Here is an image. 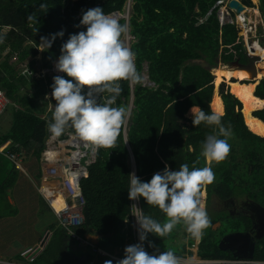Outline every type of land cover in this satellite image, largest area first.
<instances>
[{
	"label": "trees",
	"instance_id": "obj_1",
	"mask_svg": "<svg viewBox=\"0 0 264 264\" xmlns=\"http://www.w3.org/2000/svg\"><path fill=\"white\" fill-rule=\"evenodd\" d=\"M127 1L0 0V35L4 37L0 42V86L12 109L9 131L0 129V145L11 140L10 150L20 152L24 158H40L53 110L46 112V109L49 103L54 106L50 85L56 76L54 73L42 76L40 71L52 67L70 34L84 30L83 26L75 27L83 10L100 6L105 13L124 12ZM219 1L132 0L128 25L125 18H119L133 36L130 48L142 80L134 85L120 82L122 92L117 105L129 109L133 95L131 115L114 148L98 149L95 162L80 179L85 198L84 223L76 229L80 234L98 235V245L106 251L119 244L124 219L131 213L132 200L127 194L129 173L148 181L165 164L174 170L185 163L190 168L206 165L201 155L202 143L218 129L203 123L194 127L186 113L193 106L206 113L213 111L210 104L214 76L194 61L204 60L212 68L218 60L224 65L237 60L248 64L251 55L264 51L260 50L263 46L260 39L255 43L251 40L246 51L243 34L236 24L220 23ZM243 4L254 7L251 0H243ZM258 9L264 18V0H259ZM61 30L64 35L57 37L49 49L44 47L38 59L41 37ZM25 63L27 71L22 73L20 69ZM145 73L152 84H143ZM60 76L71 79L64 73ZM219 92L224 104L222 123L232 131L228 140L231 147L225 160L212 163L215 180L204 189L209 197L213 194L220 198L237 197L245 193L264 205V136L248 128L241 101L224 83L220 84ZM254 94L264 98V76ZM99 99L103 102V95ZM253 116L264 122V108L254 111ZM131 154L135 171L130 164ZM17 173L14 164L0 153V219L16 214L8 193L16 183ZM44 191L50 195L48 188ZM52 202L55 208L58 204L60 207L56 198ZM139 203L146 215L166 222L167 217L158 207L146 204L143 198ZM47 209L50 210L49 206ZM207 214L211 223L200 237L197 255L200 259L224 258L217 247L222 232L212 228L213 223L223 220L224 214L213 211ZM50 227V239L30 264H82L92 257L90 253L79 255L76 246L70 245L72 240L66 231L56 222ZM147 240L152 245L147 247L150 254L171 250L178 257L192 256L189 248L196 244V238L185 231L183 224L164 237L148 234ZM173 240L179 241L177 246L172 245ZM17 259L26 262L21 256ZM255 259L264 261V246L258 248Z\"/></svg>",
	"mask_w": 264,
	"mask_h": 264
},
{
	"label": "clouds",
	"instance_id": "obj_2",
	"mask_svg": "<svg viewBox=\"0 0 264 264\" xmlns=\"http://www.w3.org/2000/svg\"><path fill=\"white\" fill-rule=\"evenodd\" d=\"M127 4L125 11L130 15V3L128 8ZM125 11L120 12V18H125L128 25L129 18L124 17ZM113 13H105L100 6L83 10L79 24L75 27L83 26L84 30L70 34L61 46L54 67L57 72L71 79L56 75L50 85L54 108L47 128L53 138L60 137L66 129L71 128L77 137L97 149L114 148L122 126L128 122V109L117 105L122 92L120 82L138 84L142 76L135 64V53L122 39L129 29ZM244 23L250 27L245 17ZM63 35L61 30L48 37H41V42L49 49L54 40ZM3 39V35H0V42ZM248 45L249 41L246 51H249ZM147 77L144 75L143 80ZM101 95L103 102L99 99ZM190 113L194 127L203 123L218 129L202 143L201 155L206 165L190 168L185 163L174 170L165 164L163 170L155 172L148 181H142L134 173H129L128 199L139 201L143 198L146 204L158 207L167 219L161 223L146 215L135 203L132 204L135 209L132 215L138 225L140 242L126 246L123 258L116 264H179L171 250H157L151 254L147 252L143 242L148 234L164 237L178 224H183L191 237L200 238L210 226L202 189L215 180L212 163L227 158L231 147L228 140L232 131L230 126L225 127L222 123L224 113L219 108L206 113L199 106H193ZM149 246H152L151 243ZM105 264H112V261H106Z\"/></svg>",
	"mask_w": 264,
	"mask_h": 264
},
{
	"label": "built area",
	"instance_id": "obj_3",
	"mask_svg": "<svg viewBox=\"0 0 264 264\" xmlns=\"http://www.w3.org/2000/svg\"><path fill=\"white\" fill-rule=\"evenodd\" d=\"M218 5H223L220 7L218 14L220 23L228 22L231 24H236L237 28H241L243 31V41L251 40V37L253 36H251L252 34L250 35V27L244 23V19L239 21L238 18L234 19L229 16V11L232 10L228 7L227 1L220 0ZM128 7L129 3L127 4V8ZM41 44L43 45V43ZM43 48L44 45L41 49ZM55 62H53L51 68L42 69L40 71V75L43 76L44 73H47L50 70H53L54 74L56 75H61L62 73L57 72L54 67ZM26 71L27 68L24 67L22 73H25ZM9 104L10 100L5 93V90L0 86V118L5 110L9 107ZM8 144L9 142L0 145V153L10 160L16 169L23 171V155L19 152L9 150ZM97 150L98 149L93 145L77 137L70 129H66L63 137L58 138H53L49 132L48 139L46 140V148L41 154V162L46 178L57 183V186L50 187L51 195H47L45 192L44 195L46 201H48L53 213L57 218V226L63 228L70 240L75 241L77 246L86 248L85 252H83L84 254L88 255V253H90L91 255H95L97 257H88L82 264H105L106 261H112V264H116V262L122 259L123 256L106 252L95 243L89 241L88 235L80 234L76 230L84 223L82 209L85 204V198L81 192L79 182L83 176L87 175V167L95 162ZM55 198L62 202V207L55 208L53 206V202L50 200L55 201ZM134 203L141 208L139 201H132V204ZM133 212H135V209L131 207V213L124 219V225L122 229L129 228L132 242L133 244H136L140 241L138 240V225L136 223L135 217L132 215ZM51 235L52 231L47 229L46 233L44 234V242L46 238L49 239ZM143 246L147 251V247L149 246L147 239L143 242ZM42 249L43 244H39L35 247H28L22 250L20 252V256L26 262L20 263L23 264L33 261V259ZM99 258H102L101 262H98ZM177 258L179 264H200L204 262L195 258L194 256L192 257L188 255L183 257L177 256ZM252 263L264 264V261L256 260ZM3 264L5 263L3 262ZM6 264L15 263H11L9 261Z\"/></svg>",
	"mask_w": 264,
	"mask_h": 264
},
{
	"label": "rangeland",
	"instance_id": "obj_4",
	"mask_svg": "<svg viewBox=\"0 0 264 264\" xmlns=\"http://www.w3.org/2000/svg\"><path fill=\"white\" fill-rule=\"evenodd\" d=\"M131 5H132V0L130 1V9H131ZM129 16H130L129 13H127V11H125L124 17H126L128 19ZM123 40L128 46H130L131 41L133 40V37L127 31L123 37ZM42 46L43 45L41 44V46L39 45V47H38V50H39V54L37 55L38 59L40 58V49L42 48ZM260 50H264V46H262V49H260ZM3 54H5V52ZM255 57H257L258 59L264 60V53L262 52L261 54L253 55L252 57L249 58V61H251ZM220 65H222V64H220ZM25 66H26V63L24 65H22L20 71H22ZM47 73L51 74L54 72H53V70H50ZM212 75H213V73H212ZM145 77H146V75H145ZM247 78H249V77H247ZM244 79L246 80V78H244ZM214 81H215V76H214V80H213V87H214L213 96L215 93L220 94L219 86L221 83H224L225 88H229L228 82H226L224 80L218 85V87L215 86ZM247 81L251 82L253 80L248 79ZM247 81H245V82H247ZM147 83H148V80L145 78L143 84H147ZM47 96H49V95H47ZM128 105H129V109H128L129 116H128L127 121L129 120V117H130L131 111H132V107H133V105H131V101L129 102ZM48 108H51V105H48ZM190 109L186 113L187 117H191ZM11 121H12V109L8 107L0 118V129H1V131H4V132L9 131L10 126H11ZM125 132H126V128L124 130V133ZM130 164L132 165V162ZM22 166L26 170L27 175L22 173V172H19V175L24 176V177H27V176L29 177V178H24L25 180L29 179L27 181L29 188L22 186L21 189L19 187V189L16 190L15 192L9 193V194H11L12 198L14 199V203H15L14 208L17 209L18 214L14 219H12L13 223L11 225H8V227H5L0 233V264H3V262L6 264L9 261L11 263L21 264L20 263L21 261H19L14 256V255H16L17 250L20 248H22L24 250V249L28 248L27 246L34 245L36 243L38 237L42 236V238H43L44 234L46 233L45 228H43L44 226L41 223V220H42V217L47 215V206L48 205H47V201H45V199H44V201L42 200L41 194L38 192V186L41 185V178H40L41 176L40 175H41V170H42V164L39 162V160L37 158H35V157L30 158L29 157V158H23ZM48 214H51V218H50L51 220L50 219L48 220V218H47L46 219V220H48L47 223L48 222H55V218L53 217V213L51 212V210L48 211ZM46 231H47V229H46ZM47 239L48 238H46V240L43 244V248L45 246ZM197 241H198V238H196V243H197ZM178 243H179V241L175 242L173 240L172 245L177 246ZM70 245L72 247H75L77 245V243L72 240ZM76 248H77V253L79 255L81 253L85 252V249L82 247H76ZM196 249H197V247L195 244V246L193 247V250H194L193 252H195ZM6 251H9L10 253L15 251V254H6ZM23 264H30V263L28 262V263H23Z\"/></svg>",
	"mask_w": 264,
	"mask_h": 264
},
{
	"label": "flooded vegetation",
	"instance_id": "obj_5",
	"mask_svg": "<svg viewBox=\"0 0 264 264\" xmlns=\"http://www.w3.org/2000/svg\"><path fill=\"white\" fill-rule=\"evenodd\" d=\"M204 200L206 210L209 214L223 213V220L213 223V230L222 232L217 247L223 237L227 234H238L236 238L227 241L225 245L232 247L230 249L219 250L225 255L218 259H200L204 262L200 264H253L256 261L258 248L264 246V205L255 201L245 193L237 197L220 198L216 195H207L204 191ZM252 256L249 259H240L235 257ZM194 255H192L193 257ZM222 261V262H220Z\"/></svg>",
	"mask_w": 264,
	"mask_h": 264
},
{
	"label": "bare ground",
	"instance_id": "obj_6",
	"mask_svg": "<svg viewBox=\"0 0 264 264\" xmlns=\"http://www.w3.org/2000/svg\"><path fill=\"white\" fill-rule=\"evenodd\" d=\"M257 12L253 13L257 14ZM243 13L239 15V21L244 19ZM246 21L250 22V24L257 25L259 18L256 15L249 13L248 16H246ZM212 73L215 76V86L218 87V85L223 80L228 82L229 91L241 101L244 122L248 128L253 133L259 136H264V122L251 115L252 111L264 108V98L261 99L254 94L257 80H259L264 75V60H261L260 63H257V57H255L249 64L243 66L237 64L220 65L213 68ZM244 78L253 79L254 81L245 83L242 82L245 80ZM233 79L235 80L233 81ZM210 105V108L213 111L217 108L221 109L222 111L224 110L222 99L217 93L214 94ZM48 189L51 191L50 187Z\"/></svg>",
	"mask_w": 264,
	"mask_h": 264
},
{
	"label": "crops",
	"instance_id": "obj_7",
	"mask_svg": "<svg viewBox=\"0 0 264 264\" xmlns=\"http://www.w3.org/2000/svg\"><path fill=\"white\" fill-rule=\"evenodd\" d=\"M225 1H229V0H225ZM242 3H243V0H240ZM257 3H256V2ZM251 2H252V4L254 5V7H247L246 6V8L248 9H246V11H245V13H243V15H244V17L246 18V16H248V14L250 13V14H252V15H256L257 17L259 16V20L261 21V18L264 20V18L262 17V15H261V13H260V11H259V9H258V5H259V0H251ZM223 6V5H222ZM221 6V7H222ZM251 9V10H250ZM251 12H250V11ZM258 12H257V11ZM253 12H257V14H254ZM229 13L231 14V16H234V17H236V18H238L239 17V15L238 14H236L234 11H229ZM241 13V14H242ZM261 17V18H260ZM259 21V22H260ZM259 22H258V24H259ZM249 24H250V22H248ZM258 24L257 25H255V24H250V25H252V27H254V28H252V27H250V35L252 34V30H255L256 28H257V26H258ZM251 36H253V35H251ZM258 39H260L261 40V42H262V44H263V46H264V39L262 38V37H258L256 40L254 39V37H251V40H253V42L255 43ZM251 40H248L249 42L251 41ZM242 41H243V37H242ZM244 42V47H246L247 46V41H243ZM263 52V51H262ZM264 53V52H263ZM261 54V53H260ZM194 62H196V61H194ZM251 61H249V63H250ZM261 62V59H258L257 58V63H260ZM198 63V62H197ZM218 63H219V65H220V62H219V60H218ZM217 63V64H218ZM248 63V64H249ZM144 75H146V77L148 76L146 73L144 74ZM264 76V75H263ZM147 80H148V78H147ZM253 80V79H252ZM260 80V79H259ZM144 81V80H143ZM149 81V80H148ZM259 83V82H258ZM257 83V84H258ZM147 84H149V82L147 83ZM257 86V85H256ZM255 91V90H254ZM213 98V97H212ZM48 105H51V108H48V106H47V109H46V112H49L50 110H52L53 108H54V106H53V104H48ZM45 112V113H46ZM44 115H47V114H44ZM71 131H73L71 128H69ZM48 135H49V131H48V134H47V137H46V140L48 139ZM63 135L64 134H62L60 137H63ZM46 140H45V148H46ZM6 142H9V144H8V149L10 150V148H9V146L13 143L11 140H9V141H6ZM5 142V143H6ZM45 148H44V150H45ZM43 150V151H44ZM20 153V152H19ZM42 154V153H41ZM3 155V154H2ZM4 156V155H3ZM5 157V156H4ZM6 158V157H5ZM23 158H24V156H23ZM30 158H34V157H30ZM39 160V162L42 164V162H41V156H40V158L38 159ZM10 161V160H9ZM17 170V180H16V183H15V185L9 190V193H11V192H15L16 190H18L19 189V187H20V189L22 188V186H25V187H27V188H29V186H28V180L29 179H27V180H25L24 178H29L28 176L27 177H24V176H20L19 175V172H22V173H24V174H26L27 175V172H26V170L23 168V171H21V170H18V169H16ZM41 177V185H39L38 186V192L41 194V198H42V200L44 201V199H45V195H44V188H49V187H55V186H57V183H55L54 181H51V180H49V179H47L46 178V176H45V174H44V171H43V165H42V170H41V175H40ZM205 191V189L203 190V192ZM8 193V198H9V201H10V203L13 205V207H14V199L12 198V196H11V194H9ZM45 201H46V199H45ZM47 205L49 206V203L47 202ZM49 209L51 210V212L53 213V210H52V208L49 206ZM50 210H48L47 209V217L46 216H44V217H42V220H41V223L43 224V228H45V232H46V229H49L50 231H51V227H50V225H51V223H53V222H48L47 223V221L51 218V214H48V211H50ZM17 214H18V211H17V209H16V214H14V215H11V216H5V217H2L1 219H0V233H1V231L5 228V227H8V225H11L12 223H13V220L12 219H14L16 216H17ZM53 217L55 218V222H56V224H57V218H56V216H55V214L53 213ZM48 218V220H46ZM51 220V219H50ZM54 222V223H55ZM40 236V235H39ZM51 237V236H50ZM88 239H89V241H91V242H93V243H95L96 245H98V243H99V240H100V237L98 236V235H88ZM49 239H47V241H48ZM44 241V237L42 238V236L41 237H38V239H37V241H36V243L34 244V245H29V246H27V247H35V246H37V245H39V244H42V242ZM47 241H46V243H47ZM46 243H45V246H46ZM133 244V242H132V238H131V235H130V230H129V228H124V229H122L121 230V237H120V242H119V244H117V245H115L114 247H113V250L112 251H106V252H108V253H110V254H114V255H118V256H123L124 255V248L126 247V246H129V245H132ZM99 246V245H98ZM76 247H81V246H77L76 245ZM82 248H84L85 250H86V248L85 247H82ZM23 249L22 248H20V249H18L17 250V252H16V255H14L15 256V258H17L18 256H20V252L22 251ZM189 250L190 251H194L193 250V248H189ZM40 253V252H39ZM38 253V254H39ZM194 253V252H193ZM6 254H15V251L14 252H12V253H10L9 251H6ZM194 255V254H193ZM91 258H97L95 255H92V257ZM8 260V259H7ZM102 261V258H99L98 259V262H101Z\"/></svg>",
	"mask_w": 264,
	"mask_h": 264
},
{
	"label": "water",
	"instance_id": "obj_8",
	"mask_svg": "<svg viewBox=\"0 0 264 264\" xmlns=\"http://www.w3.org/2000/svg\"><path fill=\"white\" fill-rule=\"evenodd\" d=\"M128 3H130V0H128ZM227 5H228V7L232 10V11H234L235 13H237V14H240V13H242V12H245L246 11V6L240 1V0H229L228 1V3H227ZM115 16H117L118 18H120L121 16H122V14L120 13V12H115V13H113ZM229 16H231V14H229ZM258 18H259V16H258ZM261 18V17H260ZM260 21V20H259ZM250 27H252V25H250ZM252 28H254V27H252ZM252 35H253V37H254V39L256 40L258 37H262L263 39H264V20L261 18V21L259 22V24H258V26H257V28L255 29V30H252ZM196 62H198L199 64H200V66H202V67H204V68H207V69H209L210 70V72H212V67L209 65V63L208 62H206V61H204V60H201V61H196ZM218 62V61H217ZM249 63V62H248ZM232 64H237V65H241V66H243V65H247V64H241L240 62H239V60H237V61H235V62H233ZM217 66H220L219 65V63H218V65ZM263 77V76H262ZM261 77V78H262ZM148 78V77H147ZM260 78V79H261ZM235 79H233V81H234ZM259 82V80H257V83ZM218 95L221 97V95L218 93ZM133 98H134V96L132 95L131 96V105H132V102H133ZM221 99H222V97H221ZM222 102H223V100H222ZM255 111V110H254ZM254 111H252V116H253V112ZM223 113H224V110H223ZM242 114H243V112H242ZM244 118V117H243ZM257 118V117H256ZM260 120V119H259ZM124 137H125V139H126V132L124 133ZM126 141H127V139H126ZM131 162H132V166H133V168H134V171H135V163H134V157H133V155L131 154ZM50 201H53V200H50ZM238 236V234H227V235H225L224 237H223V239L220 241V243H219V248L220 249H222V250H227V249H230V250H232L233 251V248L232 247H229V246H227V245H225V243L227 242V241H231V240H233L234 238H236ZM199 240H200V238H198V241H197V243H196V247H197V249L195 250V252H194V256H195V258H197V259H199V257H198V255H197V253H198V243H199ZM42 244H44V241L42 242ZM235 257H239L240 259H249V258H251L250 256H245V257H240L239 255H236Z\"/></svg>",
	"mask_w": 264,
	"mask_h": 264
},
{
	"label": "snow or ice",
	"instance_id": "obj_9",
	"mask_svg": "<svg viewBox=\"0 0 264 264\" xmlns=\"http://www.w3.org/2000/svg\"><path fill=\"white\" fill-rule=\"evenodd\" d=\"M51 155V154H50ZM63 205H62V202L60 203V207H62ZM59 210V209H58Z\"/></svg>",
	"mask_w": 264,
	"mask_h": 264
}]
</instances>
